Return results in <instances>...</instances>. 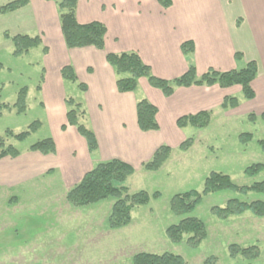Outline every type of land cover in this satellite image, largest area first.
<instances>
[{"label":"crops","instance_id":"1","mask_svg":"<svg viewBox=\"0 0 264 264\" xmlns=\"http://www.w3.org/2000/svg\"><path fill=\"white\" fill-rule=\"evenodd\" d=\"M57 2L36 0L32 9L37 33L47 49L42 58L40 105L48 119L49 138L54 141L56 153L43 156L26 151L17 158H3L0 187L13 193L14 186L39 175L57 174L67 194L100 162L120 160L132 166L135 174L159 147L178 149L191 128L177 127L181 117L210 112L211 124L217 118L230 122L241 115L258 117L264 112V0H171L168 9H162L154 0H78L79 24L99 22L106 27L102 51L93 47L66 48ZM30 6L31 1L23 9ZM185 42L194 46L193 53L187 56L181 52ZM107 53H136L153 76L166 81L181 77L190 66L201 76L208 70H241L253 61L257 64V76L251 84L255 97L243 100L238 86L222 89L197 85L175 87L172 95L165 97L144 78L133 93L121 94L114 71L106 62ZM235 54H240L241 59L235 60ZM65 66L72 67L78 83L85 85V92L73 84L77 93L67 97V81L60 76ZM225 98L237 99L238 106L223 110ZM66 99L79 103L86 112L82 123L98 143L92 154L76 128L61 129L66 124ZM140 100L157 108V131L139 130L136 105ZM201 131L196 130V135Z\"/></svg>","mask_w":264,"mask_h":264},{"label":"rangeland","instance_id":"2","mask_svg":"<svg viewBox=\"0 0 264 264\" xmlns=\"http://www.w3.org/2000/svg\"><path fill=\"white\" fill-rule=\"evenodd\" d=\"M12 1L15 0H0V7ZM30 1L32 8L0 15V138L19 153L50 134L40 105L44 45L14 57V47L4 37L5 33L10 37L40 35L32 15L36 0ZM65 86L67 97L77 93L72 83ZM23 89L25 110L19 112L15 104ZM224 121L214 119L198 135L196 129L188 128L186 139L192 138L196 145L186 153L172 150L169 160L158 171L136 169L125 183L129 194L143 191L150 196L159 193L160 197L135 208L131 224L119 230L107 228L112 199L74 208L66 202L65 188L57 174L39 175L14 186L13 193L0 187V264H131L138 253L165 252L181 256L186 264H204L212 257L216 264H264V218L245 213L221 221L210 211L225 207L231 199L264 203V193L242 196L223 191L202 195L190 214L174 216L169 210L173 196L189 191L201 193L204 180L213 172L228 176L239 187L264 180V151L259 144L264 143V121H250L247 115ZM35 122L39 123L38 129L22 142L6 135L7 131L13 135L24 133ZM240 134H250L252 140L244 145L239 141ZM256 164L263 165V170L254 177L246 176L245 169ZM187 217L197 218L206 226L207 238L194 249L186 246V236L177 245L165 236L169 226ZM231 245L252 248L258 257L230 258Z\"/></svg>","mask_w":264,"mask_h":264},{"label":"trees","instance_id":"3","mask_svg":"<svg viewBox=\"0 0 264 264\" xmlns=\"http://www.w3.org/2000/svg\"><path fill=\"white\" fill-rule=\"evenodd\" d=\"M30 0H15L0 7V15L15 13L29 5ZM49 1V0H43ZM78 0H60L56 3L58 11L59 25L64 44L67 49H80L85 47H93L97 50H104L106 27L99 22H91L87 24H79L76 20V8ZM162 9L171 7V0H154ZM4 37L11 41L14 51L12 55L19 57L29 50L42 45L41 38L36 36L30 38L27 35H16L10 37L4 34ZM194 51L191 42H185L181 45V52L187 56ZM43 53H47V49L43 48ZM240 54H235V60L241 59ZM106 62L113 69L116 76V88L121 94L133 93L138 86V81L142 78L146 79L149 85L162 92L165 97H170L175 87L190 86H218L222 89L238 86L241 89L242 97L246 101H251L255 97V93L251 88V84L257 76V64L253 61L247 63L241 70H233L229 72H217L208 70L201 76H197L196 70L190 66L188 70L179 78L172 81L159 79L152 75L149 66L145 65L138 54L122 53V54H106ZM1 69V65H0ZM60 76L64 81L76 84L81 92L86 91L83 84L78 83L77 77L70 66H65L60 70ZM40 88V87H39ZM25 90H21L18 95L16 106L19 112L25 110L24 105ZM66 124L61 127L64 130L67 126L76 128L78 134L84 139L87 150L90 154L94 153L98 148V143L94 133L87 129L82 121L86 112L84 108L73 101L66 99ZM238 101L235 98H225L221 108H236ZM157 108L146 100H140L136 105L137 126L141 132L157 131L159 125L157 123ZM248 120L256 121L260 118L264 121V112L258 117L255 114H249ZM211 121L210 112H200L195 115H188L177 120L176 125L179 129L191 127L196 130L206 129ZM39 123H33L29 126V130L13 135L7 131V137H11L17 142L24 141L30 133L38 129ZM252 140L250 134H240L239 141L247 144ZM192 138L182 142L178 150L187 152L193 146ZM264 151V143L260 142ZM30 152H37L43 156L56 153L54 141L51 138L43 139L31 145L28 149ZM171 148L168 146L159 147L152 155L151 159L144 163L142 169L145 172L158 171L170 158ZM19 151L11 145H6L5 141L0 138V160L6 157L17 158ZM263 170V165L256 164L245 169L244 173L248 177H254ZM134 169L129 164L120 160H109L96 164L90 171L83 175L81 180L69 190L66 194V202L74 208H82L99 204L101 202L112 199L114 202L110 208L107 217V228L109 230H119L131 224L132 212L135 208L146 206L151 199H158L159 193L152 196L146 192L140 191L129 194L125 187L126 181L132 177ZM230 191L245 196L251 192L264 193V180L259 183H253L250 186H236L231 179L220 173H210L204 180V186L201 193L195 191L177 194L172 197L169 203V210L174 216L190 214L194 211L198 203L201 201L202 195ZM211 214L218 220L224 221L232 216H241L250 213L255 218H264V203L241 202L237 199H231L226 202L225 207H214ZM166 238L172 244H180L183 237L186 236L185 244L188 248H197L202 241L207 238L206 226L202 221L194 217H187L180 220L177 224L169 226L165 231ZM228 255L230 258L242 256L247 260H254L258 257L257 251L252 248H239L236 245L228 247ZM131 264H186L185 260L173 253L149 254L138 253L131 259ZM204 264H216V260L212 257L207 259Z\"/></svg>","mask_w":264,"mask_h":264}]
</instances>
